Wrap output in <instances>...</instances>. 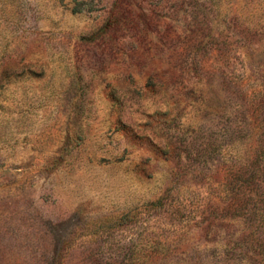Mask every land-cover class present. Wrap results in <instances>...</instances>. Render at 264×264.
I'll return each mask as SVG.
<instances>
[{
    "label": "rangeland",
    "instance_id": "1",
    "mask_svg": "<svg viewBox=\"0 0 264 264\" xmlns=\"http://www.w3.org/2000/svg\"><path fill=\"white\" fill-rule=\"evenodd\" d=\"M0 264H264V0H0Z\"/></svg>",
    "mask_w": 264,
    "mask_h": 264
}]
</instances>
